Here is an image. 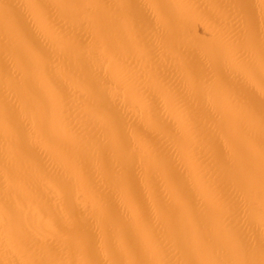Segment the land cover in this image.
Segmentation results:
<instances>
[{
    "label": "bare ground",
    "instance_id": "obj_1",
    "mask_svg": "<svg viewBox=\"0 0 264 264\" xmlns=\"http://www.w3.org/2000/svg\"><path fill=\"white\" fill-rule=\"evenodd\" d=\"M0 264H264V0H0Z\"/></svg>",
    "mask_w": 264,
    "mask_h": 264
}]
</instances>
